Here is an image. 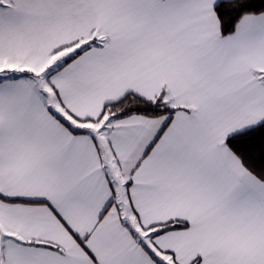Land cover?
Returning <instances> with one entry per match:
<instances>
[{
  "label": "snow or ice",
  "instance_id": "obj_1",
  "mask_svg": "<svg viewBox=\"0 0 264 264\" xmlns=\"http://www.w3.org/2000/svg\"><path fill=\"white\" fill-rule=\"evenodd\" d=\"M0 264H264V0H0Z\"/></svg>",
  "mask_w": 264,
  "mask_h": 264
}]
</instances>
